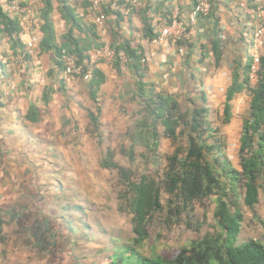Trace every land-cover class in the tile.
I'll return each mask as SVG.
<instances>
[{"label":"crops","instance_id":"crops-1","mask_svg":"<svg viewBox=\"0 0 264 264\" xmlns=\"http://www.w3.org/2000/svg\"><path fill=\"white\" fill-rule=\"evenodd\" d=\"M113 1L104 0L101 10L107 14V23L100 27L97 13L86 0H67L82 27L74 30L82 49L88 51L104 44L116 48L138 32L145 55V81L152 82L158 92L174 95L179 101L184 98L186 104H191L189 99L193 98L197 105H203L205 96L204 105L211 110L222 102L224 116L228 89L237 71L243 73L252 53L251 34L258 21L242 7L243 1L250 0H213L210 15L197 21L193 41L172 39L165 45L157 44L156 37L151 36H157L174 15L173 0H138L140 5L129 13L112 9ZM51 4L57 50L40 49L43 0L37 1L38 23L34 28L25 15L19 21L21 31L10 35L0 18V173L27 164L10 159L76 157L77 152L100 157L105 151L99 146L103 112L114 106L120 112L136 89L137 75L133 70L100 63L98 69L106 80L95 102L88 81L64 73L59 59L64 54L74 56L73 45L66 38L70 23L62 11L63 0H51ZM193 5L194 0H184L179 18L187 21ZM90 26H94L96 35L89 31ZM36 34L39 41L29 47ZM245 90L232 99V117L225 124L231 123Z\"/></svg>","mask_w":264,"mask_h":264},{"label":"trees","instance_id":"trees-1","mask_svg":"<svg viewBox=\"0 0 264 264\" xmlns=\"http://www.w3.org/2000/svg\"><path fill=\"white\" fill-rule=\"evenodd\" d=\"M43 2L45 7L39 16L40 32L43 34L40 49L57 50L59 46L50 18L51 0ZM62 6L63 14L70 23L66 38L73 45L77 63L84 64L87 51L82 49L74 36V30H82V27L77 23L75 9L67 4V0H63ZM0 18L8 34L21 31L20 22L7 14L2 0ZM89 31L97 34L94 26H90ZM113 49L116 54L113 64L118 69L128 67L137 75L132 99L139 109L137 119L128 132L131 146L122 148L130 165L117 164L112 161L110 153L104 156L103 165L118 172L119 198L133 214L134 245L142 246L150 237V229L158 214L162 215L164 225L179 224L185 216H190L196 203L207 199H213L215 203V231L194 241L172 260L146 256L138 248L130 246L126 248L127 252H116L111 264H264L263 242L256 239L239 241L245 221L244 207L254 209L261 193H264V57L258 84L252 88L249 85L248 62L243 73L237 71L226 95L224 123L231 120V101L235 94L245 89L251 93L249 113L244 119L240 138L241 169H237L224 153L223 138L219 129L212 125L210 110L204 105L205 96L202 97L203 105H197L195 99L190 98L193 107L183 109L174 95L158 92L152 82L145 81V55L141 47L140 50L135 49L127 40ZM121 52L127 57L125 63L120 59ZM58 65L63 71L60 59ZM105 80L104 73L97 67L88 81L93 101L98 102V92ZM91 118L98 128L94 114ZM162 135L171 139L176 149L166 156L167 163L160 169ZM137 146L144 147L145 151L136 155ZM11 214L14 218L19 216V213ZM3 224L4 217L0 211L1 241H4ZM38 229L41 230L42 226L39 225ZM39 236L37 232L35 237Z\"/></svg>","mask_w":264,"mask_h":264},{"label":"rangeland","instance_id":"rangeland-1","mask_svg":"<svg viewBox=\"0 0 264 264\" xmlns=\"http://www.w3.org/2000/svg\"><path fill=\"white\" fill-rule=\"evenodd\" d=\"M244 95L247 99L244 97L236 104L230 124L223 122L222 102L214 104L209 114L223 138L225 155L237 169H241L240 135L251 100L249 90ZM180 102L183 109L191 106L184 98ZM138 109L129 96L120 112L115 106L103 112L99 146L105 151L100 157L77 152L76 157L10 159L27 164L0 173V211L4 217L0 264H111L116 252H127L130 246L146 256L172 260L194 241L214 233L215 203L207 199L196 203L190 216L179 224L164 225L162 215L158 214L150 237L142 246L134 245L133 214L119 198L117 170L105 167L103 158L110 153L112 161L130 165L122 148L131 146L128 132L137 119ZM175 149L171 139L162 135L160 169ZM144 151V147L135 148L136 155ZM12 212L19 216L14 218ZM244 212L239 241L256 239L264 243V193L254 209L244 207Z\"/></svg>","mask_w":264,"mask_h":264},{"label":"built area","instance_id":"built-area-1","mask_svg":"<svg viewBox=\"0 0 264 264\" xmlns=\"http://www.w3.org/2000/svg\"><path fill=\"white\" fill-rule=\"evenodd\" d=\"M78 1V0H76ZM93 12L97 13L96 23L104 27L107 23V14L101 10L104 0H86ZM175 3V12L170 21L164 25L157 35L155 42L159 45H165L170 40L191 42L196 38V24L199 18L210 15L213 0H194V5L189 14L188 20L184 21L179 18L180 5L184 0H173ZM2 5L13 19L20 21L23 16L29 17L30 27H35L38 23V6L36 0H2ZM140 5L138 0H129L123 4L120 0H114L111 8L122 10L129 13L135 6ZM242 7L255 19L257 25L251 34L252 53L249 60L247 76L250 87H255L261 79L262 58L264 57V0L243 1ZM142 36L136 32L130 38V44L133 48L141 47ZM39 41V35L32 37L29 47H33ZM120 59L123 63L127 61L126 55L121 52ZM63 64V72L67 76L78 77L82 80L89 81L94 70L100 63L113 64L116 60L114 49L109 45H101L87 51V59L84 64H79L75 56L64 54L60 58ZM145 62V59H143Z\"/></svg>","mask_w":264,"mask_h":264}]
</instances>
